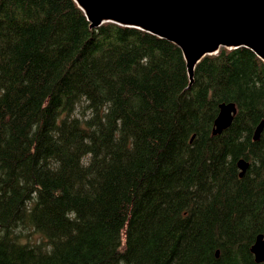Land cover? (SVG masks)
Masks as SVG:
<instances>
[{"label": "trees", "instance_id": "16d2710c", "mask_svg": "<svg viewBox=\"0 0 264 264\" xmlns=\"http://www.w3.org/2000/svg\"><path fill=\"white\" fill-rule=\"evenodd\" d=\"M188 86L168 40L0 0V264H264V62L223 48Z\"/></svg>", "mask_w": 264, "mask_h": 264}, {"label": "water", "instance_id": "95a60500", "mask_svg": "<svg viewBox=\"0 0 264 264\" xmlns=\"http://www.w3.org/2000/svg\"><path fill=\"white\" fill-rule=\"evenodd\" d=\"M73 1L84 13L91 29L113 23L175 44L186 61L188 88L194 84L197 65L223 48L249 49L264 62V0ZM220 112L214 135L231 126L237 108L234 103L223 104ZM263 130L264 121L254 132L255 141L260 140ZM238 165L243 177L249 163L240 160ZM252 251L257 262H264L263 236L258 238Z\"/></svg>", "mask_w": 264, "mask_h": 264}, {"label": "bare ground", "instance_id": "6f19581e", "mask_svg": "<svg viewBox=\"0 0 264 264\" xmlns=\"http://www.w3.org/2000/svg\"><path fill=\"white\" fill-rule=\"evenodd\" d=\"M220 113H221V112H220ZM219 118H220V114H219L218 118H217L216 121H215L216 126H219V124H218Z\"/></svg>", "mask_w": 264, "mask_h": 264}, {"label": "rangeland", "instance_id": "374dc122", "mask_svg": "<svg viewBox=\"0 0 264 264\" xmlns=\"http://www.w3.org/2000/svg\"><path fill=\"white\" fill-rule=\"evenodd\" d=\"M224 122H225V120H224V121H222V122H221V124H223Z\"/></svg>", "mask_w": 264, "mask_h": 264}]
</instances>
